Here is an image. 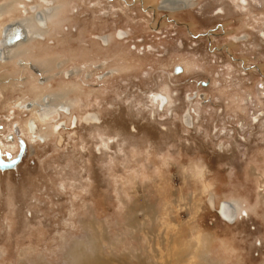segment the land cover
<instances>
[{
  "label": "rangeland",
  "instance_id": "1",
  "mask_svg": "<svg viewBox=\"0 0 264 264\" xmlns=\"http://www.w3.org/2000/svg\"><path fill=\"white\" fill-rule=\"evenodd\" d=\"M159 1L0 0L3 30L50 11L0 61L2 154L38 126L0 168V264H264V0Z\"/></svg>",
  "mask_w": 264,
  "mask_h": 264
},
{
  "label": "flooded vegetation",
  "instance_id": "2",
  "mask_svg": "<svg viewBox=\"0 0 264 264\" xmlns=\"http://www.w3.org/2000/svg\"><path fill=\"white\" fill-rule=\"evenodd\" d=\"M45 1H49V0H45ZM161 2H163L164 4L163 5H161V7L162 8H164V9H168V10H170V11H178V10H181L182 8H187L188 7V5H189V3H188V1L187 0H160ZM241 1V5L242 6H245V5H247V3H249V1L248 2H244V0H240ZM6 4H8V3H5V5ZM9 5V4H8ZM241 6V7H242ZM9 7H10V5H9ZM5 8H7V6H5ZM34 9V8H33ZM48 9L49 8H47L46 10L48 11ZM222 12V8L221 9H219V11L217 10L216 11V14H220ZM11 13V12H10ZM29 14V13H28ZM46 14L48 15V14H50V11H48L47 13L46 12H42V11H40V12H34V14L32 15V14H30L29 16H26V18H28V17H31L32 19H33V21H34V25L39 29L40 27H39V24L40 23H42V24H47L48 23V20H47V18H46ZM38 15V16H37ZM42 17H43V19H42ZM25 18V19H26ZM24 19V20H25ZM23 19H21V20H19V19H14L13 21H11V22H8V23H6L5 24V27L6 26H8V25H10L9 27H7L8 29H13L14 27H15V23H20L22 26H19V27H21L22 29H23V31H24V33H25V35H26V32H27V38L29 37V34H31V35H34V34H36L37 33V31L38 30H35V31H30L27 27H26V25H25V21H24ZM42 20H44L45 22L43 23V22H41ZM14 24V25H13ZM4 27V28H5ZM16 27H17V25H16ZM20 28V29H21ZM3 34V28L1 27V32H0V39L2 38V35ZM21 38H23V37H18V39H21ZM17 39V40H18ZM20 42H18L16 45H18ZM15 45V46H16ZM14 46V47H15ZM14 47H12V48H5V56H7V53H8V59L5 61V63L6 62H8V60L10 59V55H9V51H12V50H14L13 48ZM13 54H15V52L13 53ZM1 61V60H0ZM43 62V61H42ZM177 65H181V64H177ZM182 66V65H181ZM175 67H176V65H175ZM175 67H174V72H176L175 71ZM183 70V69H182ZM181 70V71H182ZM72 71V69H69V73ZM177 72H180V71H177ZM67 74V73H66ZM5 83H7V81H5ZM158 93H156V94H154V96L156 97V95H157ZM161 94H163V95H165L164 93H161ZM166 96V95H165ZM166 98H167V101H168V97L166 96ZM158 101H160V100H158ZM167 103V102H166ZM165 103V104H166ZM32 108V105H31V107H29V108H25V109H28V110H30ZM62 109H64V110H66L67 111V108L63 105L62 107H61ZM61 108H59V107H55L54 105H51L50 103H49V97L48 96H46V98H45V102L44 103H42V102H39L38 104H37V107H36V111L38 112L37 113V120H38V118L40 117H42V118H45L46 120H53V119H55V118H57V116H58V113L61 111ZM60 110V111H59ZM30 121H31V126H32V128L34 129V131L36 132V130L38 129L37 127L38 126H36V121L35 120H29L28 119V121H27V125H26V130L27 131H30V133L32 134V135H36L35 134V132H32L31 131V127L29 126V123H30ZM21 127V126H20ZM19 128V127H18ZM18 132H21L22 133V127L21 128H19V130H17L16 129V126L14 127V129L12 130V131H9L8 133H7V136H8V138H13L14 137V134L15 133H18ZM21 133H19V135H18V138H19V148L17 149V151H16V153L13 155L12 154V151L11 150H7L6 152H5V155H7V157H5L3 154V156L5 157V158H9V156H17L20 152H21V156L19 157V159L16 161V163L13 165V166H15V165H17V163L22 159V157L24 156V154L26 153V148H27V140H26V138L21 134ZM23 142H24V146H23ZM0 148H1V143H0ZM2 151V150H1ZM10 152V155L8 154ZM12 166V167H13Z\"/></svg>",
  "mask_w": 264,
  "mask_h": 264
},
{
  "label": "bare ground",
  "instance_id": "3",
  "mask_svg": "<svg viewBox=\"0 0 264 264\" xmlns=\"http://www.w3.org/2000/svg\"><path fill=\"white\" fill-rule=\"evenodd\" d=\"M244 2L246 3V2H248V0H244ZM164 3L163 2H161V1H159V4H158V8H160V9H162V7H161V5H163ZM3 9V8H2ZM8 13H10V11L8 12ZM1 15V17H2V14H0ZM10 15V17L11 18H13L12 17V15L13 14H9ZM38 16V15H37ZM42 19H43V17H42ZM26 20V21H25ZM24 21H25V25H26V27L32 32V31H35V30H39L35 25H34V21H33V19L31 18V17H28V18H26ZM41 22H45L44 20H42ZM14 25V24H13ZM15 25H17V26H22L20 23H15ZM10 25H8V26H6L4 29L6 30V28L7 27H9ZM4 31V30H3ZM0 32H1V27H0ZM38 32H40V31H37V33ZM36 33V34H37ZM41 33V32H40ZM3 35V34H2ZM27 39V32H26V35H25V37H23V38H21V39H18V40H16L14 43H12V44H10V45H5V46H2L1 44H0V60L2 61L3 59H4V53H5V48H12V47H14L18 42H22V41H25ZM1 40H2V38H1ZM0 40V41H1ZM15 51H9V55L11 56H13V53H14ZM43 63V62H42ZM7 85V84H6ZM159 95V96H158ZM50 96V95H49ZM157 97V99L158 100H160V102H161V104H162V106H164L165 105V103L167 102V98H166V96L165 95H163V94H161V93H158L157 95H156ZM168 97V96H167ZM168 99H169V97H168ZM36 103H39V102H36ZM29 107H31L30 105H28V106H23L22 107V110L23 111H27L25 108H29ZM67 109H69V108H67ZM28 111H32V109H30V110H28ZM34 113V112H33ZM35 116V115H34ZM33 116V117H34ZM35 118H37V114H36V117ZM187 118V117H186ZM83 119L85 120V121H89V122H96V121H99V117H98V115L97 114H95V113H92V112H88V113H86L85 115H84V117H83ZM28 121V120H27ZM27 121L25 122V125H23V127H22V131L24 132V130L25 131H27L26 130V128H25V126L27 125ZM187 121H188V125L190 124V117L188 116V118H187ZM29 126L31 127V131L32 132H35L34 131V129L32 128V126H31V121H30V123H29ZM35 136H37V135H35ZM138 152V151H137ZM8 167H12V166H8ZM8 167H6V168H8ZM0 168H5V167H0ZM220 209H221V211L222 212H224V213H226V214H229V215H232V214H234V216H233V218L231 219V221H233L235 218H236V209H235V205L233 204V202H231V201H222V204L220 205ZM232 217V216H231ZM230 220V219H229ZM96 239V238H95ZM93 245V244H92ZM91 246V245H90ZM76 248V247H75ZM86 250V249H85ZM74 251V250H73ZM75 252V251H74ZM79 251L77 250L76 251V253H78ZM92 252V251H91ZM84 254V252H79L78 253V262H77V264H107V261H105L104 259H90V257H87L86 255H83ZM74 258V257H73ZM76 258V257H75ZM139 261V260H138Z\"/></svg>",
  "mask_w": 264,
  "mask_h": 264
},
{
  "label": "water",
  "instance_id": "4",
  "mask_svg": "<svg viewBox=\"0 0 264 264\" xmlns=\"http://www.w3.org/2000/svg\"><path fill=\"white\" fill-rule=\"evenodd\" d=\"M20 28L21 27H19V26L16 27V25H15V27L13 29H11V28L10 29L6 28V30L4 29L2 40H1L0 44L2 46L10 45V44L14 43L18 39V37H25V33H24L23 29L22 28L20 29ZM182 69L183 68H182L181 65H176V67H175V71L176 72L177 71H181ZM195 92H196V90L193 91V94ZM188 116L191 117V114H190L189 108H186L185 112L183 114V117H184V121L187 122V123H188V121H187ZM190 123H191V121H190ZM16 129L19 130L17 125H16ZM23 146H24V142H23ZM8 154L10 155V152ZM20 156H21V152L17 156H12V157L9 156V158H5L2 155V151H1V148H0V167H5L6 168L8 166H13L16 163V161L19 159ZM224 215L226 217H231L232 216L231 218H233V216H234V214L229 215V214H226V213H224Z\"/></svg>",
  "mask_w": 264,
  "mask_h": 264
}]
</instances>
